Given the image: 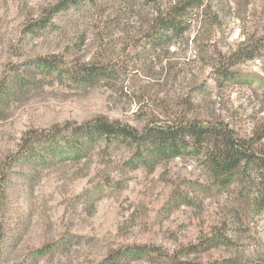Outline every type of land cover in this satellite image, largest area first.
Here are the masks:
<instances>
[{
    "label": "rangeland",
    "instance_id": "374dc122",
    "mask_svg": "<svg viewBox=\"0 0 264 264\" xmlns=\"http://www.w3.org/2000/svg\"><path fill=\"white\" fill-rule=\"evenodd\" d=\"M57 1L0 0V81L13 74L34 80L0 103V264H98L136 246L147 253L119 264H264L257 191L239 181L217 188L201 159L136 169L129 146L100 141L86 157L55 166L9 163L26 132L96 116L138 129L218 117L241 137L259 133L264 0H194L200 7L188 13L189 31L160 46L146 35L181 0H87L27 31ZM238 48L253 57L233 62ZM39 57L109 74L79 85L30 68ZM226 66L231 79L219 75ZM258 147L264 150V139ZM219 231L231 243L186 251ZM44 246L52 251L40 257Z\"/></svg>",
    "mask_w": 264,
    "mask_h": 264
},
{
    "label": "trees",
    "instance_id": "16d2710c",
    "mask_svg": "<svg viewBox=\"0 0 264 264\" xmlns=\"http://www.w3.org/2000/svg\"><path fill=\"white\" fill-rule=\"evenodd\" d=\"M85 1L87 0H58L33 26H28L27 31L44 27L59 13L77 7ZM199 5L200 3L194 0H181L170 7L164 15L156 18L151 31L149 30L146 35L152 45L160 46L164 42L169 44L173 39L188 32L190 29L188 13L198 9ZM244 50L238 48L230 59L237 62L242 58L253 57L250 52L244 55ZM29 65L40 74H59L79 85L92 84L109 74V71L95 64H74L68 67L57 57H39L31 60ZM218 71L220 76L231 79L232 73L227 66ZM30 78L13 74L0 81V103L18 98L23 88L34 84V80L31 81ZM263 139L264 124L259 133L244 138L238 135L229 123L218 117H212L210 120L181 118L163 123L151 122L138 129L133 125L96 116L83 123H64L41 131L26 132L21 139L20 147L10 156L9 163L15 167H22L24 164L55 166L66 159L77 160L86 157L100 141L106 143L107 147L112 144H126L132 150L133 168L152 169L160 161L184 156L201 159L205 172L217 188L227 187L237 181L248 183L257 191L259 200L256 203L257 207H261L264 205V150L258 147V143ZM227 243H231V240L226 231H219L200 244L190 245L186 251L220 248ZM51 251L52 246H44L36 254L45 257ZM145 253L147 249L139 246L117 250L98 264H119L121 259H130L134 255ZM231 264L249 263L232 261Z\"/></svg>",
    "mask_w": 264,
    "mask_h": 264
}]
</instances>
